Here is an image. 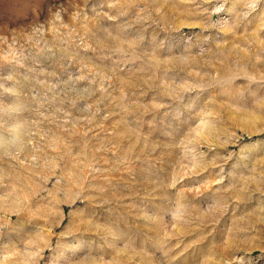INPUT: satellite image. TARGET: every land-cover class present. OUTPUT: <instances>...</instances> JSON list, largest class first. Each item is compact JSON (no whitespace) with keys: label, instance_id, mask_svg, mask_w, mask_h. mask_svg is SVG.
Wrapping results in <instances>:
<instances>
[{"label":"rangeland","instance_id":"374dc122","mask_svg":"<svg viewBox=\"0 0 264 264\" xmlns=\"http://www.w3.org/2000/svg\"><path fill=\"white\" fill-rule=\"evenodd\" d=\"M0 264H264V0H0Z\"/></svg>","mask_w":264,"mask_h":264}]
</instances>
